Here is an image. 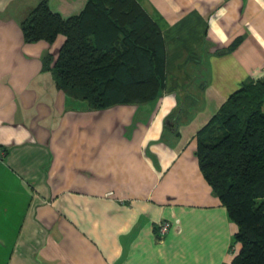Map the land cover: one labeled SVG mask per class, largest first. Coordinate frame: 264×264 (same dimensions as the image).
<instances>
[{
  "label": "crops",
  "instance_id": "crops-1",
  "mask_svg": "<svg viewBox=\"0 0 264 264\" xmlns=\"http://www.w3.org/2000/svg\"><path fill=\"white\" fill-rule=\"evenodd\" d=\"M38 1L0 0V264H229L237 225L196 150L229 96L264 79V0H136L161 30L164 90L104 108L45 68L64 36L25 40ZM85 1L49 4L68 16Z\"/></svg>",
  "mask_w": 264,
  "mask_h": 264
},
{
  "label": "trees",
  "instance_id": "trees-1",
  "mask_svg": "<svg viewBox=\"0 0 264 264\" xmlns=\"http://www.w3.org/2000/svg\"><path fill=\"white\" fill-rule=\"evenodd\" d=\"M21 27L28 42L64 36L44 66L67 97L91 108L153 100L164 90L161 30L136 0H86L68 16L39 0ZM196 156L237 225L229 264H264V79L229 96L200 130Z\"/></svg>",
  "mask_w": 264,
  "mask_h": 264
},
{
  "label": "built area",
  "instance_id": "built-area-1",
  "mask_svg": "<svg viewBox=\"0 0 264 264\" xmlns=\"http://www.w3.org/2000/svg\"><path fill=\"white\" fill-rule=\"evenodd\" d=\"M263 72H264V67H263ZM5 154H6V150L0 144V159H3ZM170 227H171V223L167 220H162L158 223V236L160 239H163L166 236Z\"/></svg>",
  "mask_w": 264,
  "mask_h": 264
}]
</instances>
